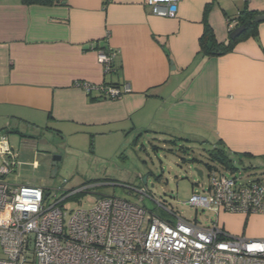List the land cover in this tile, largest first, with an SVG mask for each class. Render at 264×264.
Listing matches in <instances>:
<instances>
[{
    "label": "crops",
    "instance_id": "0c3cea01",
    "mask_svg": "<svg viewBox=\"0 0 264 264\" xmlns=\"http://www.w3.org/2000/svg\"><path fill=\"white\" fill-rule=\"evenodd\" d=\"M244 1L180 0L176 16L166 17L144 0H0V133L18 151L15 171L39 168L46 155L39 143L32 160L21 154L22 143L35 138L29 128L64 138L169 134L264 158V21L227 53L209 54L201 43L207 27L226 42ZM248 5L264 15V0ZM110 48L115 72L106 75L98 52ZM77 81L128 83L131 90L101 98ZM216 220L232 235L264 238V214L220 212Z\"/></svg>",
    "mask_w": 264,
    "mask_h": 264
},
{
    "label": "built area",
    "instance_id": "2783aa9c",
    "mask_svg": "<svg viewBox=\"0 0 264 264\" xmlns=\"http://www.w3.org/2000/svg\"><path fill=\"white\" fill-rule=\"evenodd\" d=\"M179 1L144 3L154 14L175 17ZM116 55L111 48L98 52L106 75L115 72ZM76 84L101 98L120 99L131 90L128 83ZM18 157L0 133V264H264V239L232 235L217 220L203 226L169 210L176 216L169 221L140 203L99 194L91 208L69 212L62 204L88 187L65 189L67 181L53 189L15 184L9 175ZM137 191L141 201L148 196L146 188ZM188 203L217 214H264V174L244 183L214 169L208 187Z\"/></svg>",
    "mask_w": 264,
    "mask_h": 264
},
{
    "label": "rangeland",
    "instance_id": "374dc122",
    "mask_svg": "<svg viewBox=\"0 0 264 264\" xmlns=\"http://www.w3.org/2000/svg\"><path fill=\"white\" fill-rule=\"evenodd\" d=\"M26 131L35 138L22 143L20 152L23 157L32 160L35 149H38L35 147L36 143H39L42 154L46 155L39 157V168L31 165L19 167L18 171L10 173V178L15 177V182L19 184L24 179L28 181L25 182L27 184L42 180L43 186L50 189L61 186L64 181H67L65 189L88 187L86 192L76 194L62 204L69 212L91 208L99 194L140 203L162 218L176 219L177 216L197 221L203 226L211 225L217 219L218 214L213 210L199 208L197 211L188 203L194 192L202 191L209 185L210 171L204 162L211 161L208 154L210 145L186 142L169 134L158 137L154 133L143 132L140 141L135 144V138L140 133H130L126 138L117 135H94L92 138L91 134L77 136L68 133L64 138L44 129L29 128ZM9 137L17 145L15 143L19 137L16 134H10ZM226 154L237 170L233 172L213 161L212 164L218 167L219 172L229 176L236 175L240 181L257 179L264 174L262 156H239L230 151ZM54 155L62 157L56 177L51 176ZM193 158L203 162L195 163ZM199 170L203 171L202 177ZM141 188H146L148 192L143 201L137 191ZM169 210L176 216L169 213Z\"/></svg>",
    "mask_w": 264,
    "mask_h": 264
},
{
    "label": "trees",
    "instance_id": "16d2710c",
    "mask_svg": "<svg viewBox=\"0 0 264 264\" xmlns=\"http://www.w3.org/2000/svg\"><path fill=\"white\" fill-rule=\"evenodd\" d=\"M111 0H104V6H106ZM22 2L26 5L32 4H41V5H52L58 4L59 0H22ZM260 15L257 11L251 10L248 5V1H244V6L240 9V12L236 16L235 20H237V27L241 25L246 26V30L236 39L228 38L226 42H217L214 32L211 27H207L206 31L202 35L201 43L204 51H207L209 54H224L227 53L235 47V45L242 39L246 38L249 35L256 34L257 26L260 22H256V16ZM231 19L229 18V22ZM232 29L230 30V32ZM143 133H140L136 138L134 143L138 144L141 139ZM186 142H191L192 140H185ZM173 142V141H172ZM158 149V148H157ZM183 149V148H182ZM210 162H204L207 166L208 170L211 172L212 170H218L217 166L212 164L213 161H217L221 167L225 169H230L231 171L237 170V167L233 164L234 162L227 156L226 151L221 147H216L212 150L208 151ZM185 160V159H183ZM193 162H203V160L198 158H193ZM186 161V160H185ZM254 168V167H253ZM219 171V170H218ZM252 180V179H250ZM250 180L243 181L244 183L249 182Z\"/></svg>",
    "mask_w": 264,
    "mask_h": 264
},
{
    "label": "water",
    "instance_id": "95a60500",
    "mask_svg": "<svg viewBox=\"0 0 264 264\" xmlns=\"http://www.w3.org/2000/svg\"><path fill=\"white\" fill-rule=\"evenodd\" d=\"M63 2H66V0H63ZM255 21L256 22H262V21H264V15L263 14H260V15H258V16H256V18H255ZM246 30V26L245 25H241V26H239V27H237V28H235L232 32H231V34H230V37L232 38V39H236V38H238L244 31ZM61 156L60 155H54L53 156V169H52V172H51V176L52 177H56V175H57V171H58V163H59V161L61 160ZM198 173H199V175L202 177L203 176V171H201V170H199L198 171ZM146 178L144 179V181L146 182ZM49 193H47V195H48Z\"/></svg>",
    "mask_w": 264,
    "mask_h": 264
}]
</instances>
